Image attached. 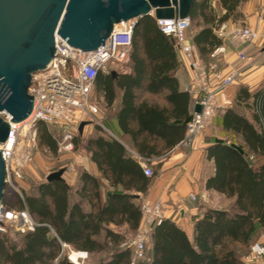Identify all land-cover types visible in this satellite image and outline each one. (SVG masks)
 <instances>
[{"label":"trees","instance_id":"trees-1","mask_svg":"<svg viewBox=\"0 0 264 264\" xmlns=\"http://www.w3.org/2000/svg\"><path fill=\"white\" fill-rule=\"evenodd\" d=\"M206 1L193 3L187 28L188 38L204 61L221 43L214 28L229 17H237V6L243 0H219L225 13L216 22L212 20L198 28V16L206 19ZM174 43V37L161 32L153 16L144 15L133 26L126 57H136L142 50L152 59L174 58ZM99 72L101 70L97 74ZM180 95L185 108L177 127H182L185 135L186 123L193 111L186 110L189 92L170 91L166 99L174 109ZM237 97L238 101H246L250 108L256 106L259 115L253 113V121H250L234 109H227L225 116L229 114L231 128L243 141L233 138L227 143L226 139L214 138L207 147L208 156L214 158L216 171L207 180L206 187L224 192L233 199L226 207L218 208L210 206L200 196L195 197L199 213L193 217L192 239L173 220L163 218L151 231L144 258L134 264L146 261L151 264H243L242 255L249 252L251 244L264 233V86L252 94L238 92ZM150 109L167 110L155 104L150 105ZM36 131L39 147L55 153L60 130L39 120ZM80 145L81 138L76 132L74 148L80 149ZM83 147L103 177L114 188L121 185L122 190L113 189L104 194L100 177L79 167L78 182L74 186H68L63 180H42L32 192L22 189L18 208L28 210L35 226L24 233L0 234V264H72L62 243L74 250H84L87 255L104 252L105 256L96 264H130L133 246L126 243V237L130 232L135 233L142 214L141 202L129 189L139 183L143 188L153 172L151 176H144L139 163L127 156L125 147L115 139L97 135L86 139ZM113 157L116 159L112 160ZM116 165L123 176H114L107 171V167ZM4 199L9 207L13 206ZM109 223L126 228L121 233L109 228Z\"/></svg>","mask_w":264,"mask_h":264},{"label":"crops","instance_id":"crops-1","mask_svg":"<svg viewBox=\"0 0 264 264\" xmlns=\"http://www.w3.org/2000/svg\"><path fill=\"white\" fill-rule=\"evenodd\" d=\"M196 1L199 0H194L193 3ZM206 3V19L198 16V28L210 24L212 20L216 22L225 13V8L219 0H207ZM237 12V17L222 21L226 23L227 28L247 25L256 29L260 36L254 43L218 36L221 43L217 46L222 45L225 49L217 57L219 68L223 73L235 68L239 75L231 85L216 95L220 106L204 131L195 137L191 145L181 144L184 130L177 127V121L182 120L185 108L181 95L179 99L176 98L174 109L166 99L170 91H188L190 98L189 103H186V110H194V96L190 90L192 73L175 45L174 58L152 59L141 50L136 57L127 56L121 62H109L108 71L101 70L91 87L90 99L98 107L96 120H85L88 122L83 125L82 132L78 133L81 138L78 167L100 177L104 194L122 188L119 184L114 188L111 182L103 177L83 147L86 139L97 135L120 142L125 147L127 156L136 160L141 168L142 160L151 167L153 176L149 177L145 186L142 188L139 183L129 191L141 203L160 202L164 218L173 220L185 231L189 239L193 237V217L199 213L195 199L190 197L191 194L195 197L205 194L206 198H201L210 206L218 208L226 207L233 199L224 192L206 187L207 180L216 171L214 158L209 157L207 152V147L212 144L214 138L226 139L227 143L233 138L239 142L243 141L241 135L231 128L229 114L225 116V111L232 108L250 121H253V113L259 112L256 106L253 105L252 109L246 105V101H238L237 95L238 92L252 94L264 86V0H243L238 4ZM149 15L153 16V12ZM195 53L204 66L212 60L210 56L207 61L201 59L196 48ZM248 100L251 103V98ZM152 104L167 110L152 111ZM61 168H64L63 181L68 186L76 185L78 174L73 163ZM107 168L110 174L123 176L117 165ZM83 207L87 208V205ZM108 227L121 233L126 228L125 225L117 226L113 223H109ZM133 234L134 232H130L126 237L128 245L133 246ZM263 236L258 240H262ZM91 255L97 257L94 262L88 260ZM102 256H105L104 252L88 253L86 259L88 264H96Z\"/></svg>","mask_w":264,"mask_h":264},{"label":"built area","instance_id":"built-area-1","mask_svg":"<svg viewBox=\"0 0 264 264\" xmlns=\"http://www.w3.org/2000/svg\"><path fill=\"white\" fill-rule=\"evenodd\" d=\"M136 19L116 24L103 45L93 51H81L70 46L66 40L55 34V52L43 70L32 75L29 93L33 95L32 110L22 123L10 122V116L4 118L9 122V132L5 141L0 142V152L5 161L6 187L10 186L17 192L13 181L22 178L25 169L32 161V149L35 146L37 131L36 122L43 121L47 125L60 130L57 150L62 153L74 151V136L81 121H95L97 105L91 101L90 92L95 76L99 70L108 71V63H118L126 57L130 45L133 26ZM161 32L175 39V47L179 49L192 73L190 90L195 104L200 105L199 111H192L186 123L185 135L181 144L189 146L196 136L206 128L211 117L219 108L216 95L231 85L239 75L235 68L223 73L218 66L217 57L224 52L222 45L215 47L210 57L212 60L204 66L197 54L195 46L187 36L190 23L189 16L173 19H156ZM219 37L228 36L231 40L254 43L259 33L247 25H236L227 28L226 23L216 27ZM21 127L23 129L21 130ZM143 173L152 175V169L141 161ZM5 187V188H6ZM5 194V193H4ZM195 199V195H190ZM206 198L205 194L201 196ZM22 199V195H21ZM142 219L133 237V255L130 264L144 258V250L155 225L164 218L160 202H142L140 205ZM35 220L28 210L9 207L2 198L0 202V234L10 228L24 233L33 230ZM66 256L72 264H84L87 252L71 249L62 243ZM77 252L73 259L71 252ZM247 259L255 264H264V236L250 246ZM144 264H151L146 261Z\"/></svg>","mask_w":264,"mask_h":264},{"label":"water","instance_id":"water-1","mask_svg":"<svg viewBox=\"0 0 264 264\" xmlns=\"http://www.w3.org/2000/svg\"><path fill=\"white\" fill-rule=\"evenodd\" d=\"M194 0H0V142L9 122H20L32 110L28 91L32 75L43 70L55 52V34L81 51H93L120 22L151 14L155 19L183 18ZM114 72L112 71V74ZM200 105H194L199 111ZM81 121L77 131L82 132ZM64 168L48 173L47 181L63 180ZM6 169L0 152V202ZM137 196V195H136Z\"/></svg>","mask_w":264,"mask_h":264},{"label":"rangeland","instance_id":"rangeland-1","mask_svg":"<svg viewBox=\"0 0 264 264\" xmlns=\"http://www.w3.org/2000/svg\"><path fill=\"white\" fill-rule=\"evenodd\" d=\"M23 127H21V130ZM79 148H74L73 152L70 153H62L58 150L53 153L45 148L39 147L37 144V139L35 142V146L32 149V161L29 166L25 169L22 178L14 180V186L19 190L17 192L14 188L7 186L5 188L4 197L12 203V208H18V197L21 199V191L24 189L26 192H32L33 187L42 180H45V177L48 173L57 170L61 167H65L69 163H73L74 168L77 170L78 163H79ZM67 154V156H65ZM18 232L15 231L13 228H10L5 233H13ZM260 235V233H259ZM263 236L261 233L260 239ZM134 237V235H133ZM257 239V240H258ZM256 240V241H257ZM147 245V243H146ZM249 252H246L242 255V262L243 264H255L254 262L247 259V255ZM90 261L94 262L97 257L96 255H91L88 257ZM85 264H88L89 261L85 260Z\"/></svg>","mask_w":264,"mask_h":264},{"label":"bare ground","instance_id":"bare-ground-1","mask_svg":"<svg viewBox=\"0 0 264 264\" xmlns=\"http://www.w3.org/2000/svg\"><path fill=\"white\" fill-rule=\"evenodd\" d=\"M25 121V120H24ZM24 121H20V122H17L18 124L19 123H22V122H24ZM78 256V254H77V252H71V257L73 258V259H75L76 257Z\"/></svg>","mask_w":264,"mask_h":264}]
</instances>
